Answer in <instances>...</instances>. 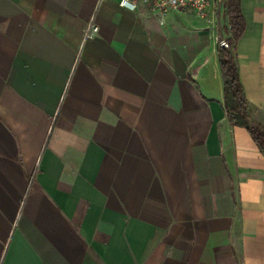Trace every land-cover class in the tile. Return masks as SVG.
I'll return each mask as SVG.
<instances>
[{
    "label": "crops",
    "instance_id": "0c3cea01",
    "mask_svg": "<svg viewBox=\"0 0 264 264\" xmlns=\"http://www.w3.org/2000/svg\"><path fill=\"white\" fill-rule=\"evenodd\" d=\"M240 9L264 127V0ZM221 13L0 0V264H264V153L226 117Z\"/></svg>",
    "mask_w": 264,
    "mask_h": 264
},
{
    "label": "trees",
    "instance_id": "16d2710c",
    "mask_svg": "<svg viewBox=\"0 0 264 264\" xmlns=\"http://www.w3.org/2000/svg\"><path fill=\"white\" fill-rule=\"evenodd\" d=\"M220 11L226 17V25L221 30L224 33L223 43L217 45V59L222 78L223 107L231 125L245 127L260 150L264 153V127L251 121L248 104L241 85L234 55V43L245 28V20L240 9V0H222Z\"/></svg>",
    "mask_w": 264,
    "mask_h": 264
},
{
    "label": "built area",
    "instance_id": "2783aa9c",
    "mask_svg": "<svg viewBox=\"0 0 264 264\" xmlns=\"http://www.w3.org/2000/svg\"><path fill=\"white\" fill-rule=\"evenodd\" d=\"M116 2L133 11L138 10L139 6H144L161 19L170 11L183 9H190L199 17L210 14L217 16L222 5L221 0H116ZM97 29L95 24L90 23L85 31V38L91 37Z\"/></svg>",
    "mask_w": 264,
    "mask_h": 264
},
{
    "label": "rangeland",
    "instance_id": "374dc122",
    "mask_svg": "<svg viewBox=\"0 0 264 264\" xmlns=\"http://www.w3.org/2000/svg\"><path fill=\"white\" fill-rule=\"evenodd\" d=\"M224 20H225V15H224V13H221V15H220V22H218L217 23V26H216V33H217V40H218V42L220 40V37L224 35V33L221 30V24L222 25L224 24Z\"/></svg>",
    "mask_w": 264,
    "mask_h": 264
},
{
    "label": "water",
    "instance_id": "95a60500",
    "mask_svg": "<svg viewBox=\"0 0 264 264\" xmlns=\"http://www.w3.org/2000/svg\"><path fill=\"white\" fill-rule=\"evenodd\" d=\"M222 1V0H221ZM220 8V6L218 7V9ZM218 19V15L216 16ZM219 43H223V36L220 37Z\"/></svg>",
    "mask_w": 264,
    "mask_h": 264
}]
</instances>
